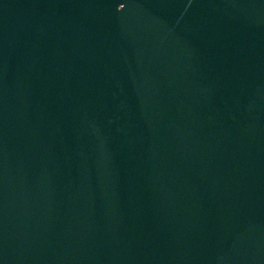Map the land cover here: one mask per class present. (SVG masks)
Listing matches in <instances>:
<instances>
[{"label": "water", "instance_id": "water-1", "mask_svg": "<svg viewBox=\"0 0 264 264\" xmlns=\"http://www.w3.org/2000/svg\"><path fill=\"white\" fill-rule=\"evenodd\" d=\"M0 264H264V0H0Z\"/></svg>", "mask_w": 264, "mask_h": 264}]
</instances>
